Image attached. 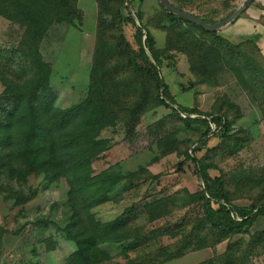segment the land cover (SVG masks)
<instances>
[{
	"label": "rangeland",
	"instance_id": "obj_1",
	"mask_svg": "<svg viewBox=\"0 0 264 264\" xmlns=\"http://www.w3.org/2000/svg\"><path fill=\"white\" fill-rule=\"evenodd\" d=\"M11 1L0 0V50L17 49L28 34L27 25L19 22L22 8ZM39 1L29 14L39 19L43 30L38 51L52 67L55 106L65 109L86 97L98 45L112 63L121 62L113 54L118 33L137 50L134 33L139 22L115 16L123 0H67L64 7L57 6L58 0ZM260 3L264 7V0ZM175 4L188 7L185 0ZM136 10L161 52L158 71L176 102L221 115L229 124V135L221 136L212 123L206 134L201 125L186 127L181 115L157 102L151 80L130 70L122 72L118 77L124 94L111 90L113 98L127 96L129 90L134 95L147 92L150 103L132 134H125L121 120L100 132L110 148L91 161V168L106 175L114 187L108 200L91 208L83 195H76L83 208L79 222L87 223V217L112 220L139 201L128 221V238L100 244L111 263L264 264V216L244 233L210 229L203 219L201 181L194 163L187 160L179 168L185 151L198 148L194 155L212 165L210 176H224L231 205L264 204L262 59L251 43L231 50L222 41L173 20L162 6L147 21ZM0 71V92L4 76L20 83L30 77L18 58L0 64ZM2 161L0 156V165ZM156 174L160 176L153 178ZM72 182L70 174H63L46 185L42 173L23 176L17 171L12 176L0 166V264H68L76 246L63 228L73 223L79 208L72 207ZM33 191L31 199L16 202Z\"/></svg>",
	"mask_w": 264,
	"mask_h": 264
},
{
	"label": "trees",
	"instance_id": "obj_2",
	"mask_svg": "<svg viewBox=\"0 0 264 264\" xmlns=\"http://www.w3.org/2000/svg\"><path fill=\"white\" fill-rule=\"evenodd\" d=\"M230 1L234 0L223 1V6L228 7ZM39 2H10L14 7L22 8L23 17L19 22L27 25L28 34L17 49L0 50V64L7 63L10 58H18L29 69L30 77L26 82L20 83L4 76L5 87L0 92V156L4 160L0 166L3 171L12 176L17 171H21L23 176L42 173L47 181L46 185L63 174H70L73 180L70 188L73 208L79 207L76 195H83L82 200L90 208L108 200L114 183L106 175L94 173L91 168V161L110 148L109 140L101 138L100 132L121 120L125 134H132L139 123L140 115L150 103L146 97L147 92L134 95L135 91L129 90L127 96L113 98L111 90L122 91L123 87L118 76L128 70L155 84L156 100L159 104L172 109L178 115L185 113L187 116L181 119L186 127L201 125L205 127L206 134L210 132L212 123L221 136L229 135V124L221 115L203 113L196 107H186L176 102L158 71L161 52L155 47L153 35L140 23L139 11L129 0H123L117 6L115 16L125 18L133 24L136 19L139 22L135 25L134 33L137 50L122 32L118 33L113 54H117L121 62L112 63L109 60L110 55L101 54V45H98L86 97L65 109L56 107V93L50 81L52 67L42 60L38 51L43 30L40 29L39 19L29 14ZM66 4L67 0H58L57 6L64 7ZM173 5L185 10L182 6ZM165 13L173 20L184 22L190 28L222 41L231 50H238L246 43L254 45L251 41L231 43L219 37L217 32L208 31L166 11ZM197 17L205 23H215ZM121 93L124 94L123 91ZM191 114H196V117H191ZM203 116H210V119ZM197 150L199 149L195 148L191 153L185 151V159L179 163V168L187 160L194 163L201 181L198 195L202 201L205 225L225 234L246 232L259 216H264V204L259 207L250 205L247 208L231 205L224 176L220 174L211 177L208 170L212 165L199 161L194 155ZM159 176L160 174H156L153 178ZM34 195L35 191L30 196L16 198V202H26ZM138 204L139 201L127 206L114 219L105 222L87 217V223H81L79 216L83 208H77L73 223L63 228L65 236L76 246L68 264H119L110 262L108 254L100 244L116 243L128 238V221ZM123 264L141 263L127 260Z\"/></svg>",
	"mask_w": 264,
	"mask_h": 264
},
{
	"label": "crops",
	"instance_id": "obj_3",
	"mask_svg": "<svg viewBox=\"0 0 264 264\" xmlns=\"http://www.w3.org/2000/svg\"><path fill=\"white\" fill-rule=\"evenodd\" d=\"M175 4L177 0H169ZM188 7L184 8L186 11L200 16L205 20H212L215 22L221 21L230 15L239 5L234 0L229 2L228 7L223 6L225 0H185ZM262 0H256L245 11L236 16L231 22L220 27L217 35L231 43H244L251 41L258 52V56L264 62V7ZM132 6L138 8L142 13V20L147 21L150 15L158 12L160 9L159 0H133ZM230 13V14H229Z\"/></svg>",
	"mask_w": 264,
	"mask_h": 264
},
{
	"label": "water",
	"instance_id": "obj_4",
	"mask_svg": "<svg viewBox=\"0 0 264 264\" xmlns=\"http://www.w3.org/2000/svg\"><path fill=\"white\" fill-rule=\"evenodd\" d=\"M255 1L256 0H242V3L230 15H228L227 17H225L221 21H218L215 23H205L200 18H198L196 15H194V14H192L186 10H181V9L177 8L169 0H159L160 5L163 7V9L166 12L171 13V14L176 15V16H179L181 18H184V19H186V20H188V21H190L196 25L203 27L204 29H206L208 31H216L220 27L231 22L236 16H238L240 13L245 11Z\"/></svg>",
	"mask_w": 264,
	"mask_h": 264
},
{
	"label": "built area",
	"instance_id": "obj_5",
	"mask_svg": "<svg viewBox=\"0 0 264 264\" xmlns=\"http://www.w3.org/2000/svg\"><path fill=\"white\" fill-rule=\"evenodd\" d=\"M180 115H181L182 117H186V116H187L185 113H180ZM236 218L239 219L238 217H236Z\"/></svg>",
	"mask_w": 264,
	"mask_h": 264
}]
</instances>
